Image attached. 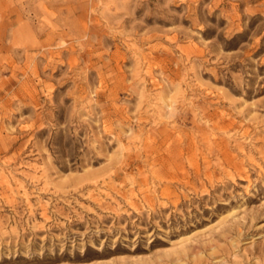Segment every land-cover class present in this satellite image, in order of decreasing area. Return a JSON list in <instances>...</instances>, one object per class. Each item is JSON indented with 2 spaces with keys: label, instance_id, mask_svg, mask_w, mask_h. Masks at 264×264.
<instances>
[{
  "label": "rangeland",
  "instance_id": "obj_1",
  "mask_svg": "<svg viewBox=\"0 0 264 264\" xmlns=\"http://www.w3.org/2000/svg\"><path fill=\"white\" fill-rule=\"evenodd\" d=\"M0 264H264V0H0Z\"/></svg>",
  "mask_w": 264,
  "mask_h": 264
}]
</instances>
